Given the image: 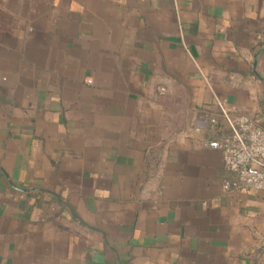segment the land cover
Listing matches in <instances>:
<instances>
[{"label": "crops", "instance_id": "1", "mask_svg": "<svg viewBox=\"0 0 264 264\" xmlns=\"http://www.w3.org/2000/svg\"><path fill=\"white\" fill-rule=\"evenodd\" d=\"M217 99L264 126V0H0V264H264Z\"/></svg>", "mask_w": 264, "mask_h": 264}, {"label": "built area", "instance_id": "2", "mask_svg": "<svg viewBox=\"0 0 264 264\" xmlns=\"http://www.w3.org/2000/svg\"><path fill=\"white\" fill-rule=\"evenodd\" d=\"M216 104L218 113L201 120L195 130L201 132L206 124L215 137L205 145L219 149L225 168L235 174L233 179L223 181L224 190L264 192V126L249 115L238 113L226 101L217 99Z\"/></svg>", "mask_w": 264, "mask_h": 264}, {"label": "rangeland", "instance_id": "3", "mask_svg": "<svg viewBox=\"0 0 264 264\" xmlns=\"http://www.w3.org/2000/svg\"><path fill=\"white\" fill-rule=\"evenodd\" d=\"M253 119H255V118H253ZM255 120H257V119H255Z\"/></svg>", "mask_w": 264, "mask_h": 264}]
</instances>
